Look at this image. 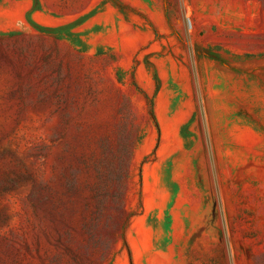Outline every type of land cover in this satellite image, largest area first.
I'll use <instances>...</instances> for the list:
<instances>
[{
	"label": "rangeland",
	"instance_id": "rangeland-1",
	"mask_svg": "<svg viewBox=\"0 0 264 264\" xmlns=\"http://www.w3.org/2000/svg\"><path fill=\"white\" fill-rule=\"evenodd\" d=\"M66 1L0 21V264H264V0Z\"/></svg>",
	"mask_w": 264,
	"mask_h": 264
},
{
	"label": "crops",
	"instance_id": "crops-1",
	"mask_svg": "<svg viewBox=\"0 0 264 264\" xmlns=\"http://www.w3.org/2000/svg\"><path fill=\"white\" fill-rule=\"evenodd\" d=\"M76 1L86 3L92 0ZM60 2L61 0H0V21L10 29L17 26L25 29L38 28L51 35L67 36L68 42L80 41L86 29L85 13L77 16L63 13L57 6ZM66 2L76 3L75 0ZM75 27H79L78 31Z\"/></svg>",
	"mask_w": 264,
	"mask_h": 264
}]
</instances>
